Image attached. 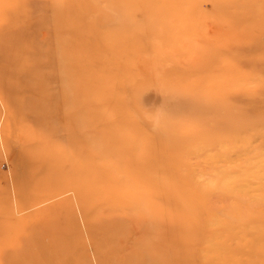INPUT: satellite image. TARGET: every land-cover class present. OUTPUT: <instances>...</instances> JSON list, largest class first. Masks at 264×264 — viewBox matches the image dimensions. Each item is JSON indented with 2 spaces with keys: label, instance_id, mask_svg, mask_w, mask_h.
Returning <instances> with one entry per match:
<instances>
[{
  "label": "rangeland",
  "instance_id": "374dc122",
  "mask_svg": "<svg viewBox=\"0 0 264 264\" xmlns=\"http://www.w3.org/2000/svg\"><path fill=\"white\" fill-rule=\"evenodd\" d=\"M0 264H264V0H0Z\"/></svg>",
  "mask_w": 264,
  "mask_h": 264
}]
</instances>
